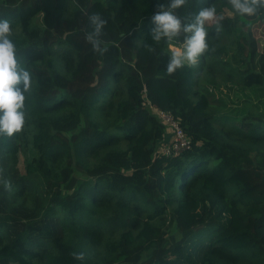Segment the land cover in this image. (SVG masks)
Masks as SVG:
<instances>
[{"label": "trees", "instance_id": "trees-1", "mask_svg": "<svg viewBox=\"0 0 264 264\" xmlns=\"http://www.w3.org/2000/svg\"><path fill=\"white\" fill-rule=\"evenodd\" d=\"M168 3L0 0L31 73L23 127L0 134V263L264 264V54L231 0H185L172 9L183 23L208 6L219 18L197 67L167 73L151 17ZM97 8L113 39L93 32ZM236 31L237 52L224 43ZM235 80L254 110L234 103ZM150 100L189 149L158 157L172 134ZM170 214L179 235L166 232Z\"/></svg>", "mask_w": 264, "mask_h": 264}, {"label": "clouds", "instance_id": "clouds-1", "mask_svg": "<svg viewBox=\"0 0 264 264\" xmlns=\"http://www.w3.org/2000/svg\"><path fill=\"white\" fill-rule=\"evenodd\" d=\"M184 2L185 0H169L167 8L160 4V11L151 17L152 39L157 42L166 39L169 42L170 55L166 65V72L169 74L186 63L195 64L208 49L205 23L216 17L215 7L208 6L200 9L191 22L183 23L172 9L180 7ZM231 5L238 14L251 16L264 9V0H231ZM89 22L95 33H99L107 23L99 14L90 15ZM219 28L217 21V31ZM11 31L10 21L0 18V134L9 136L21 130L25 123L24 102L26 93L31 88V73L16 59L15 44L10 39ZM181 32L184 33V38L177 46L172 41Z\"/></svg>", "mask_w": 264, "mask_h": 264}, {"label": "rangeland", "instance_id": "rangeland-1", "mask_svg": "<svg viewBox=\"0 0 264 264\" xmlns=\"http://www.w3.org/2000/svg\"><path fill=\"white\" fill-rule=\"evenodd\" d=\"M92 5V3H90L88 6H87V10H90V6ZM184 7V6H183ZM182 7V8H183ZM185 9V7L183 8V10ZM177 10V9H176ZM221 13H223L224 17H232L234 16V13L229 9V8H225L224 9V12L222 11ZM95 14H99L101 15V17L103 19H105L107 21L106 24H104L101 28V30L106 34V36L108 38H114V33H115V22L111 19V17L107 14V12L105 11L104 8H97L95 9ZM197 12H192L191 15L194 16L196 15ZM219 16V15H218ZM217 14H216V17L215 19L213 20H210L208 22H212V21H215L217 19ZM219 18V17H218ZM241 19H245L246 21H249L251 23V27H252V34L250 36H248L247 40L249 43H251V41L253 40V38H255L257 41H258V50L260 52H263L264 54V20H260V19H252L251 17H248L247 16H242ZM237 35H239V32H235L231 35H228L225 39H224V43L230 47V48H233L235 52H237V47H238V44H237ZM194 66L197 67V64L195 63ZM239 80H235L234 84L232 83V86L233 88L237 89L239 91V97H233V100H234V103L237 104V105H241V106H247V110H254V106H253V102L256 98H253L251 100H248V98H246V96L248 97L250 92L247 91V94L245 93H242V91L239 89V85H238ZM231 86V84H230ZM169 130V129H168ZM171 141V140H170ZM170 141L169 143H164L162 145L159 146V149H163V147L165 145H169L170 144ZM162 154H158V157H161ZM23 156H21V160L19 162V165L21 168H23V165H24V161H23ZM165 229H166V232L171 235V234H175V235H179V232L177 230V227H176V224L175 222H173L172 220V215H168L167 217V221H166V225H165ZM0 264H14V263H10V262H7V261H4ZM55 264H66L64 261H58L57 263Z\"/></svg>", "mask_w": 264, "mask_h": 264}, {"label": "built area", "instance_id": "built-area-1", "mask_svg": "<svg viewBox=\"0 0 264 264\" xmlns=\"http://www.w3.org/2000/svg\"><path fill=\"white\" fill-rule=\"evenodd\" d=\"M180 43H177L179 46ZM149 105L152 111L167 125V128L171 132V141L167 146L165 145L163 149H159L157 154H162V156H173L177 155L183 150L189 149L191 147L190 139L187 137L184 129L180 125V122L174 117L170 110L163 109L156 106L149 101Z\"/></svg>", "mask_w": 264, "mask_h": 264}, {"label": "bare ground", "instance_id": "bare-ground-1", "mask_svg": "<svg viewBox=\"0 0 264 264\" xmlns=\"http://www.w3.org/2000/svg\"><path fill=\"white\" fill-rule=\"evenodd\" d=\"M112 91V90H111ZM108 94V93H107ZM107 99V98H106ZM113 241H116V240H113ZM110 246H111V243H110Z\"/></svg>", "mask_w": 264, "mask_h": 264}]
</instances>
